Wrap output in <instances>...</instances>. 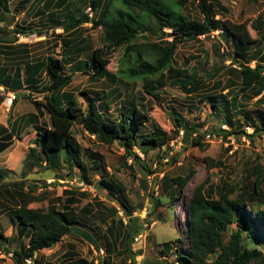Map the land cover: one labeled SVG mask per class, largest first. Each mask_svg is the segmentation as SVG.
Listing matches in <instances>:
<instances>
[{
    "label": "trees",
    "instance_id": "1",
    "mask_svg": "<svg viewBox=\"0 0 264 264\" xmlns=\"http://www.w3.org/2000/svg\"><path fill=\"white\" fill-rule=\"evenodd\" d=\"M32 1L30 7L37 9L38 15H48L52 31L62 29L63 34L57 35L61 38L62 48H68L69 53L73 56L86 55L89 61H79L77 66L70 67V75L65 72L67 60L49 56L43 62L29 64L25 67L26 76L41 74L46 71L49 75L50 85L45 87L46 93L44 101L32 102L36 110L44 109L50 116V126L36 129L35 148L30 150L24 162V172L20 180H8V171L0 169V211H6L11 221V226L17 231V237L14 239L5 238L0 234V243L4 244L3 254L8 256L13 253L15 264H27L26 260L32 259V264H43L38 260L42 251L51 250L58 244L62 243L65 238H69L73 233L86 240L94 246L97 252L100 251L98 243L84 228L87 226V217H81L74 205L78 202L77 196H84L76 189L65 190L61 198L55 200L47 197L49 192L47 188L44 191V197H35L31 186L25 192L28 174L32 173L35 168L38 170L45 169L53 172L57 179H62L57 168L63 157L64 163L72 171L74 166L83 170V181L91 185L87 176V168L82 159V147L78 142L74 127L79 124L85 132L94 137L99 144L114 145L118 144L125 151V163L127 158L133 162H138L144 171L152 174L145 160L137 154L136 148L142 155L147 157L151 151L162 149L168 143V138L161 130L155 129L152 133L139 135L147 121L149 120L147 109L141 106L139 109L133 106L128 109V116H121L119 119H108L101 111L102 104L95 100H90L87 104V113L80 117L76 94L67 91L75 73L84 72L95 79L103 80L111 78L115 81L117 78L123 79L125 83H141L143 90L149 96H158L166 86L165 74L171 71L174 65L176 52L180 44L186 41L197 40L200 36L210 37L212 33L222 31L221 41L226 43L232 42L235 54L228 56L232 59V66H228V73L241 81V92H246L257 88V95L264 92V14L257 19L246 24H236L228 20L218 19L215 6L212 0H120L121 5L129 11L128 15L123 16L117 11L111 15L114 6V0H26L19 3L24 5ZM68 3L69 11L60 17L56 12ZM200 10L202 17L194 18L188 14L189 5H195ZM10 0H0V24L9 23ZM91 6L95 17L89 16L83 7ZM89 8V9H90ZM18 10V9H17ZM186 12V14L184 13ZM117 13V14H116ZM91 24L95 29H102L104 32V42L108 43L107 48L92 49L86 41L81 39L82 27ZM10 25V24H8ZM13 25V24H11ZM10 25V26H11ZM153 29L163 31L159 41H150L148 36L155 35ZM169 32H164V30ZM0 27V32H2ZM23 28L15 26L14 33H20ZM68 37L62 40V37ZM145 39V42H142ZM170 39V40H169ZM4 41L0 37V42ZM67 42V43H66ZM66 43V44H65ZM253 46L262 47L254 55L253 61L256 66L252 68L250 64L252 59L247 56ZM123 49V56L119 62V72L112 75L108 71L110 59L108 58L109 50ZM218 50V49H217ZM221 48L219 47V51ZM65 52V51H64ZM218 52V51H217ZM264 52V51H263ZM70 54H67L70 55ZM71 56V55H70ZM185 66L189 62L185 61ZM238 66H236L235 64ZM69 64V62H68ZM80 64H86L89 69L82 68ZM223 69L224 66H223ZM89 71V72H88ZM222 70H216L213 75L202 77L196 71L184 76L179 80L182 91L189 97L192 94H198L206 91L208 99L213 101V114L219 120L225 113L217 105H230L234 112L233 116L239 117L244 115L245 123L231 122L234 126L232 130L226 131L217 129V133L225 140L234 138H245L253 142L258 137H264V95L256 102L254 108L247 111L245 105L240 104L238 97H233L230 102L226 96L211 94L212 92H223L226 88L230 89L235 86L234 79L230 83L221 77ZM209 77H213V85L209 88ZM168 78V77H167ZM27 80L29 81L28 77ZM208 80L209 83H206ZM21 83L11 85L10 90L17 93V101L22 97L29 99V95H20L22 91ZM33 89L37 88L34 84L28 83ZM29 86V87H30ZM230 87V88H229ZM86 95V93H83ZM226 95V94H225ZM216 96V97H215ZM213 98V99H212ZM4 101V95L0 94V104ZM228 108V107H227ZM229 109V108H228ZM227 112V111H226ZM229 112L227 116L230 117ZM30 120L38 121V116L30 115ZM26 119V118H25ZM20 121H15L12 128L15 133V127ZM177 131L183 127L182 120L176 118ZM202 124H195L194 127H185L186 136L184 142H188L189 135L195 133L198 128L204 127ZM253 128V132L248 133L247 129ZM13 134L4 127H0V154L8 150L13 145ZM193 139V145L201 146V139ZM46 162V165H43ZM247 170V179H253L251 184L242 186H233L223 182L218 187L209 186L208 177L201 181L193 192L187 207L188 228L184 230V239L187 241V253L180 254L177 258V264H264V163L256 161L250 165ZM132 170V166H129ZM86 169V170H85ZM93 170H102L100 161H93ZM195 171H191L186 176H177L163 178L162 187L170 201L174 202L180 196L184 197L189 182L195 176ZM12 175V174H11ZM14 175V174H13ZM45 186V185H44ZM98 189L107 191L108 195L116 201L122 203L117 198L118 186L115 181L107 179L105 174L98 183ZM47 187V186H45ZM251 190V192H249ZM154 196L151 203L154 202ZM62 201V209L59 205ZM161 201V200H160ZM35 202H47L43 208H31L30 205ZM162 204V202H160ZM128 214V224L125 225L122 220H118L119 231L113 229L112 224L107 226L109 241L105 239L107 247L112 246L116 250V256L122 259L120 264H136V258L141 255L142 251L135 252L132 248L134 238L141 233V228L137 224L140 218H132V214L126 205H124ZM155 205V204H154ZM153 205V207H154ZM142 208V207H141ZM84 214L88 215L89 211L84 209ZM118 210L113 208V213ZM106 224V223H105ZM83 228V229H79ZM233 229L230 232V229ZM3 231V227L0 226ZM111 233V234H110ZM140 233V234H139ZM125 236V242L120 248L117 241L120 237ZM28 240L25 245L24 240ZM180 245L181 239L177 240ZM17 243L18 250L10 252V244ZM124 245V246H123ZM166 248H170L169 243H165ZM109 251V249L107 248ZM110 252V251H109ZM217 254V258L211 261V257ZM69 259L76 257L73 252L68 254ZM110 255L103 259L87 262L83 259L68 260L65 264H114ZM56 264V263H48ZM62 264V263H60Z\"/></svg>",
    "mask_w": 264,
    "mask_h": 264
},
{
    "label": "rangeland",
    "instance_id": "2",
    "mask_svg": "<svg viewBox=\"0 0 264 264\" xmlns=\"http://www.w3.org/2000/svg\"><path fill=\"white\" fill-rule=\"evenodd\" d=\"M25 1L10 0L9 6L12 14L9 15L8 24L13 25L0 24L3 30L0 32V37L4 39V42H0V52L2 51L5 54V52L10 51L6 48L11 46L10 49L14 51V54L12 52L5 54L6 57L0 56V60L3 63L7 61L13 66L22 64L19 62L22 60L14 59V56L24 52L23 45L26 46L25 49L29 54H21V56L25 59L30 56V63L42 61L47 56L52 55L51 53L55 57L58 55L52 50L54 46L51 45L57 41L56 35H61L62 31L48 29L50 27L49 17L47 15H38L37 9L33 10V7H30L32 1L19 6V3ZM212 4L215 6L218 19L228 20L236 24H246L247 22L255 21L258 16L264 14V0H212ZM90 7L89 5L83 8L89 16L92 15L94 18L95 13L93 10H89ZM116 11L118 13H116L117 16L119 14L126 16L129 13L121 5L120 0H114L111 15ZM188 11V14L194 18L202 17L200 10L197 8V3L192 6L189 5ZM184 13L186 14V12ZM60 17L64 18V14H60ZM15 26L23 28V31L14 33ZM153 30H156L154 32L155 35L151 34L148 36V40L159 41L161 39L159 36L162 35L163 31ZM164 32L167 33L169 31L165 29ZM80 35L81 39L85 40V43L91 46L93 50L98 48L106 49L108 46V43L104 42L103 30L95 29L91 24L84 25ZM143 41L145 42V39H142ZM219 47L221 48L220 51ZM262 47L253 46L247 56L253 61L254 55L262 50ZM176 50L174 68L164 75L166 77V86L158 96L154 97L146 94L143 90V85L138 82L125 83L121 78H117L115 81H112L111 78L95 79L91 77L92 72H90V76L85 74L86 70L73 75L69 91L76 94L78 104H80L78 110L80 117L86 115L87 104L90 100H95L99 105L103 102L104 105L101 111L108 119L112 120L119 119L123 115L128 116L127 110L133 109V106L138 109L143 106L147 109L149 120L139 135H146L152 133L155 129H159L165 133L168 143L162 149L151 151L147 157L142 155L136 148L137 154L142 160H145V164L153 172L149 174L143 170L138 162H133L130 158L126 159L128 166L123 165L125 163V151L120 145L117 143L111 146L99 144L94 137L88 135L77 124L74 127V134L82 147V159L87 168L86 172L91 185L83 181V170L74 166L72 171H70L69 167L63 162L64 159L62 157L57 171H54V174L58 172L59 175H62V179H57L50 170L41 168V170H34L28 174L27 184L30 185L23 190L26 192L28 187L31 186V190L34 191L33 195L43 198L45 188H47V192H49L47 197L55 200L54 202L61 198L65 190L77 189L80 194H85L84 196H77L78 202L74 205V208L82 218L87 217L88 228H84V230L88 231L93 240L97 241L101 251L97 252L92 243H88V241L73 233L69 238L64 239L62 244L60 243L53 249L42 251L39 254L38 260L43 262V264H65L66 261L71 259H83L90 262L103 259L108 255H110L114 264H120L122 259L116 256L117 252L112 249V246L107 247L105 245V239L108 238L106 236L109 234L107 226L110 227L112 224V228L119 231L118 220H122L125 225L128 224V214L122 203L130 210L133 219L140 218L137 220V224L142 229L140 233L144 236L139 243L135 241L133 243L132 248L135 252L142 251L135 262L138 264H177L178 256L187 253V241L184 239V230L189 226L187 207L193 189L206 176L208 177L206 188L209 186L216 188L222 185L223 182L238 187L244 183L249 185L253 182V179H247V170L256 161L264 163V137H258L253 142H251V139L248 140L242 137L238 140L236 139V141L234 139L222 140L217 133V129L220 128L227 131V129H223V126H226L229 130H232L234 126L230 125L229 120L244 124V115L235 118L232 115L234 110L230 108V105H217L218 108H222L225 112L222 115V120H219L213 114V101L208 99L210 94H205L207 92L204 91L192 94L189 97L182 91L179 80L194 71L202 77H208L213 75L216 70H222L221 77L223 80L228 81L229 84L230 80L234 79L235 86L229 87L230 89L226 88L223 92H212L211 94L218 96L222 93V95L226 96L228 102H230L231 98L238 97L240 104L245 105L247 111L254 108L255 102L264 95V92L261 95H257V88H251V90L246 92L240 91L242 88L240 85L241 81L230 75L227 69L228 66H232V59L228 55L231 54L233 57L235 49L232 42L221 41L220 35L186 41L180 44ZM263 51L260 55L264 53ZM122 56L123 49L121 48L109 50L108 58L110 59V64L108 65V71L112 75L119 72V62ZM77 57H81V61H89L90 58L86 55H83V57L78 55ZM186 60L189 62L187 66H185ZM256 61L250 64L252 68L256 66ZM69 64L66 62V70L63 73H70ZM80 65L82 68L89 69L86 64ZM235 65L238 66L237 64ZM223 66L225 69H223ZM212 78H208L210 82L209 88L213 85L214 79ZM40 80L44 82L39 81L37 88L33 89L29 85L30 87L22 90L20 95H29L30 98L28 100L21 97L17 101L18 106L13 105L11 108L0 104V112L5 114L4 122L0 119L1 122L4 124L5 121L10 122L9 127L12 128L13 112L19 109L21 113H31L35 107H33L32 102L44 101L46 95L44 90L49 85V82L42 78ZM209 82L208 80L206 81V83ZM83 93H86V95ZM226 111H230V117L227 116ZM37 113L38 116L40 114L44 115L42 118L44 127L50 126V116L47 112L44 110L43 114L39 110ZM176 118L182 120L183 123V127L179 129V134H176L178 129ZM203 122L205 126L198 128L195 133L189 135L188 142H184L183 139L186 136L184 126L192 128L195 124H202ZM31 124L32 126H25L23 130V124L15 128L16 136L12 133L14 135V145L3 154H0V169L9 172L7 181L11 179L20 180L22 178L26 155L31 148L36 147V129L43 127H41L39 120L36 122L31 120ZM249 129H247L248 133L253 132V128ZM207 134H211V138L208 139ZM201 136H203L201 139L202 145H193V139H198ZM93 161H100L102 170H93ZM129 166H132V170ZM192 170L196 174L189 182L184 197L180 196L177 201H170L162 187L163 178L165 176L170 178L186 176ZM104 174L108 180L117 183V198L122 203L110 197L107 191L98 189L97 185ZM153 196L155 200L152 204L151 199ZM56 204L59 205V209H62V201ZM46 205L47 202H35L30 207L36 209L43 208ZM113 208L118 210L116 214L113 213ZM84 209L89 211V217L84 214ZM5 213L6 211H0V226L3 227V231L0 230V234L3 233L9 239L12 234V226L10 219ZM232 230L231 228L230 232ZM122 238L125 240V236H121L117 241V245L120 243L121 249L123 242H125ZM108 239L109 241L111 239L114 240L111 236ZM179 239L182 242L180 245L177 241ZM24 242L25 245L28 244L27 239ZM165 243H169L170 248H166ZM17 245V243L10 244V252L18 250L19 245ZM4 249V244L0 243V251L2 253L0 255V264H15L13 258L3 254ZM102 251L103 254L101 253ZM70 252H73L76 257L69 259L68 254ZM216 258L217 254L211 257V261L216 260ZM127 262L129 263V260Z\"/></svg>",
    "mask_w": 264,
    "mask_h": 264
},
{
    "label": "crops",
    "instance_id": "3",
    "mask_svg": "<svg viewBox=\"0 0 264 264\" xmlns=\"http://www.w3.org/2000/svg\"><path fill=\"white\" fill-rule=\"evenodd\" d=\"M69 1H75V0H69ZM69 1H67L65 4H64V6L62 7V8H58L57 9V11L56 12H58V13H60V14H63V13H67L69 10H68V3H69ZM69 13H71L70 11H69ZM48 16V15H47ZM51 18H49V20H50ZM50 25H51V23H49ZM58 31L59 30H61L62 31V33H61V35L63 34V30L62 29H57ZM56 30V31H57ZM61 35H59V36H61ZM56 37H57V35H56ZM61 38H59V39H57V41L56 42H53V44L51 45V46H54L53 48L54 49H52V50H54L55 51V53H57L58 55H56V57L57 58H60L61 60H67V62H69L70 64L68 65V66H70V67H72V66H77V63L81 60V57H77V56H73L72 54H70L69 53V49L68 48H62V42H61V40H60ZM68 39V37H62V40H67ZM1 42H4V41H1ZM67 43V42H66ZM65 43V44H66ZM12 47V46H11ZM11 47H8V48H6V49H8V50H10V51H8V52H12L13 54H14V51L13 50H11L10 48ZM25 45H23V48H24V52L23 53H21V54H24V55H27V54H29V52L25 49ZM51 50V51H52ZM57 51H59V52H57ZM61 51V52H60ZM65 51V52H64ZM8 52H5V54H7ZM5 54H4V52H0V56H3V57H6L5 56ZM21 54H17V55H13L14 56V59H21L22 61H19V62H21L22 64H20L19 66L17 65V66H13V65H11V63H8L7 61H4V63L3 62H1V60H0V88H3V89H5L6 91H11L10 90V87H11V85L13 86V85H18L19 84V82L21 83L20 85H21V88H22V90H24V88L26 89V88H28L29 87V84L28 83H32V84H34L36 87H38V84H39V81H41L42 83L44 82L43 80H40V78H42V79H46V81H48L49 82V85H50V79H49V75H47V72L44 70V71H42V73L41 74H39L38 75V73H35V75H33V76H29V75H27L26 76V72H25V67L26 66H28L29 64H36V63H30V60H29V57L30 56H28L26 59L25 58H22V56H21ZM52 55H49V56H54L53 55V53H51ZM67 54H70V55H68L67 56ZM83 55L84 54H82L81 56L83 57ZM49 56H47V57H49ZM64 56H65V58H64ZM55 57V56H54ZM13 59V58H12ZM46 59V58H45ZM45 59H43L42 61H39V62H37V63H40V62H43ZM66 70V69H65ZM70 71V70H69ZM68 75H70V73L68 74ZM27 77H28V79H29V81L27 80ZM47 82V83H48ZM72 84V83H71ZM70 87V86H69ZM69 87L68 88H66V90L67 91H69L70 89H69ZM22 91H20V93H21ZM0 94L3 96V93H1L0 92ZM26 101V100H25ZM3 103V102H2ZM2 103H1V105H2ZM17 106H18V104H16ZM33 105V104H32ZM4 106V105H3ZM33 107H34V105H33ZM15 108V107H14ZM33 112H26V113H21V111L18 109V111H15V112H13V117L15 118H12V120H13V123H12V126L14 125V122L15 121H20V124H18V126H16L15 128H17V127H20V125L21 124H23V128H22V130L23 129H25V126H32V124H31V120L28 118V117H30V115H36V116H38V113H37V110H36V108L34 107L33 108V110H32ZM42 111V113L44 114V110L42 109L41 110ZM5 114L3 113V112H0V119H1V121H3L4 122V120L3 119H5V116H4ZM43 116L44 115H41L40 114V116H38V120H39V122H40V124H41V126H43V124H44V121L42 120V118H43ZM26 118V119H25ZM0 121V127H4V128H7L8 130H9V133H13V131H14V128H10L9 126H10V122H8V121H5V124L3 123V122H1ZM15 134V136H16V132L14 133ZM13 137H14V135H13ZM12 137V140H13V145H14V138ZM12 145V146H13ZM11 146V147H12ZM10 147V148H11ZM9 148V149H10ZM33 148H35V146L33 147ZM32 149V148H31ZM7 151V150H6ZM5 151V152H6ZM4 153V152H3ZM3 153H1V154H3ZM28 154H30V152L28 153ZM27 154V155H28ZM27 155H26V157H27ZM26 159V158H25ZM25 161V160H24ZM44 164L43 165H45V166H47L46 165V162H43ZM35 171L37 170L38 171V169L37 168H35L34 169ZM11 231H12V234H11V236L9 237V239H14V237H17V231L12 227L11 228ZM5 236V235H4ZM5 238H7L6 236H5ZM18 238V237H17ZM66 239V238H65ZM64 241V240H63ZM89 243V242H88ZM62 244V243H61ZM58 245H60V244H58ZM95 249V248H94ZM15 263V262H14Z\"/></svg>",
    "mask_w": 264,
    "mask_h": 264
},
{
    "label": "built area",
    "instance_id": "4",
    "mask_svg": "<svg viewBox=\"0 0 264 264\" xmlns=\"http://www.w3.org/2000/svg\"><path fill=\"white\" fill-rule=\"evenodd\" d=\"M90 11L92 10L91 8L89 9ZM91 17H92V15H90ZM222 34V31H217V32H214V33H212L211 34V36H219V35H221ZM200 39L201 38H206V36H200L199 37ZM0 92L1 93H3V95H4V101H3V103L2 104H4V106H6V107H12L13 106V103L17 100V93L16 92H12V91H6L5 89H3V88H0ZM223 129H227V131H229V128H227L226 126H223ZM249 129V128H248ZM250 130V129H249ZM207 136V138L209 139V138H211V134H207L206 135ZM222 138V137H221ZM232 139H234V138H231L230 140H232ZM245 139V138H244ZM222 140H224L223 138H222ZM143 235H139V236H136L135 238H134V241L136 242V243H139L140 242V240L141 239H143ZM102 254H103V251L101 252ZM2 253H1V251H0V255H1ZM9 257H11V258H13V253H10L9 255H8ZM7 256V257H8ZM26 263L27 264H32V259H28V260H26ZM129 264H132V262L131 261H129ZM136 264H138L137 262H136Z\"/></svg>",
    "mask_w": 264,
    "mask_h": 264
},
{
    "label": "clouds",
    "instance_id": "5",
    "mask_svg": "<svg viewBox=\"0 0 264 264\" xmlns=\"http://www.w3.org/2000/svg\"><path fill=\"white\" fill-rule=\"evenodd\" d=\"M140 235H143V234H140ZM138 236H139V235H138ZM100 251H101V249H100ZM100 251H99V252H100Z\"/></svg>",
    "mask_w": 264,
    "mask_h": 264
}]
</instances>
